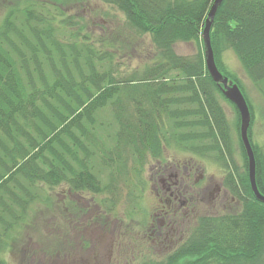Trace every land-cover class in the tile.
<instances>
[{"label":"trees","instance_id":"obj_1","mask_svg":"<svg viewBox=\"0 0 264 264\" xmlns=\"http://www.w3.org/2000/svg\"><path fill=\"white\" fill-rule=\"evenodd\" d=\"M7 2L0 19V264H7L4 251L37 216L32 207L48 201L46 188L109 193L117 176L137 173L145 158L157 159L170 146L214 155L226 169L224 186L242 209L200 215L167 262L262 264L264 202L251 190L240 136L244 170L231 161L230 125L216 94L224 96L204 65L201 32L213 0H103L122 11L129 31L138 38L148 34L154 46L140 76L127 77L117 74L112 44L99 46L90 34L71 29L65 0ZM131 32L122 38L129 42ZM209 37L219 70L220 53L230 49L261 87L264 0H222ZM177 41H197V53H177ZM105 107L110 119L101 120L97 114ZM248 137L255 183L264 194V149L250 127ZM102 167L108 169L106 186L97 174Z\"/></svg>","mask_w":264,"mask_h":264},{"label":"rangeland","instance_id":"obj_2","mask_svg":"<svg viewBox=\"0 0 264 264\" xmlns=\"http://www.w3.org/2000/svg\"><path fill=\"white\" fill-rule=\"evenodd\" d=\"M7 1L0 0V19L5 5H10ZM65 1L64 13L73 17L71 29L90 34L97 39L95 44L99 46L112 44L109 47L114 53L113 62L119 77L132 74L140 76L144 64L150 62L149 58L154 53L149 35L138 38L129 31L125 26L124 14L113 4L103 0ZM122 32H131L129 42L122 38ZM113 34H116L115 39ZM106 37L114 40L106 43ZM175 51L193 56L198 51V42L177 41ZM220 59L222 74L228 77L226 72L233 74L235 78H229L246 95L252 113L249 122L251 138L264 149V83L260 87L247 77L232 50H223ZM216 96L230 125L231 161L240 171L244 170L234 105L220 94ZM97 117L101 120L110 119L108 108L101 109ZM102 141L108 146L111 143L110 140ZM162 155L172 160L190 161L189 164L194 166L192 168L198 179L189 188L192 196L190 202L193 203L190 209H194L193 213L190 212L191 216L231 215L242 209L241 201L229 193L223 184L219 193L212 188L220 185L226 175V169L214 155H199L175 146L165 148ZM99 159H95L97 168L101 164ZM132 160L128 157L127 164L135 167ZM155 165L156 160L148 156L137 173L130 169L127 177L117 176L109 193V188L98 194L88 190L71 191L65 185L46 188L48 201L32 207V210L37 211V216L31 218L29 226L21 229L11 249L4 251L3 257L7 264H123L125 261L128 264H183L184 259L167 262L166 256L159 254L152 245L149 246L147 237L155 233L150 224L158 214L156 199L150 189L152 174L158 167ZM107 171L102 167L97 172L102 186L108 184ZM203 185L205 192L201 189ZM194 227L187 230L189 236ZM181 242H186L185 236Z\"/></svg>","mask_w":264,"mask_h":264},{"label":"flooded vegetation","instance_id":"obj_3","mask_svg":"<svg viewBox=\"0 0 264 264\" xmlns=\"http://www.w3.org/2000/svg\"><path fill=\"white\" fill-rule=\"evenodd\" d=\"M189 162L187 160H172L170 157L158 158L155 165L158 167L151 178L150 189L156 199L158 214L156 217L154 213L156 219L152 220L150 224L152 232L154 230L155 233H150L147 238L150 240L148 241L149 246L152 245L159 254L166 257L184 243L181 242L184 236L186 241L188 240L189 232L187 230L197 225L199 217V215L195 217L190 215L194 209H190V207L193 208V203L190 202L192 196L189 193V188L193 187L192 184L198 179V176L192 168L193 164H189ZM221 185L222 183L212 188L219 193ZM201 189L205 192L204 185L201 186ZM91 200L93 201V198ZM123 264H128V262L125 261Z\"/></svg>","mask_w":264,"mask_h":264},{"label":"water","instance_id":"obj_4","mask_svg":"<svg viewBox=\"0 0 264 264\" xmlns=\"http://www.w3.org/2000/svg\"><path fill=\"white\" fill-rule=\"evenodd\" d=\"M221 1L222 0H213V3L210 7V10L208 11L205 20V25L201 33V37L204 44L205 67L211 79L220 87L224 96L228 100H230L238 110L240 117L239 134L247 157V168H248L250 187L255 197L258 200L264 202V194L260 193L255 183V157L250 140L248 138V131H247L250 122V111H249L248 103L242 91L240 90L238 84L233 82L232 80H228V78L222 75V73L218 70L214 60L213 51L211 48L209 31L211 28V23L215 11Z\"/></svg>","mask_w":264,"mask_h":264}]
</instances>
